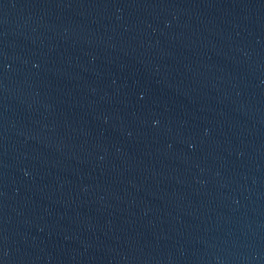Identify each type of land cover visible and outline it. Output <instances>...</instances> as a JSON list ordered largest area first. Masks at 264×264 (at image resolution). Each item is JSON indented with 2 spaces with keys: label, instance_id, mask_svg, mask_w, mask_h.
<instances>
[{
  "label": "water",
  "instance_id": "1",
  "mask_svg": "<svg viewBox=\"0 0 264 264\" xmlns=\"http://www.w3.org/2000/svg\"><path fill=\"white\" fill-rule=\"evenodd\" d=\"M0 264H264V0H0Z\"/></svg>",
  "mask_w": 264,
  "mask_h": 264
}]
</instances>
